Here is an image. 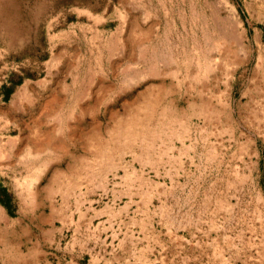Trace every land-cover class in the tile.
<instances>
[{
  "label": "rangeland",
  "instance_id": "374dc122",
  "mask_svg": "<svg viewBox=\"0 0 264 264\" xmlns=\"http://www.w3.org/2000/svg\"><path fill=\"white\" fill-rule=\"evenodd\" d=\"M2 2L1 201L95 211L112 264H264V0Z\"/></svg>",
  "mask_w": 264,
  "mask_h": 264
},
{
  "label": "crops",
  "instance_id": "0c3cea01",
  "mask_svg": "<svg viewBox=\"0 0 264 264\" xmlns=\"http://www.w3.org/2000/svg\"><path fill=\"white\" fill-rule=\"evenodd\" d=\"M32 196L30 210L15 199L13 208L0 199V264H112L102 234L99 245L95 211L90 215L76 205L42 208L37 192Z\"/></svg>",
  "mask_w": 264,
  "mask_h": 264
},
{
  "label": "bare ground",
  "instance_id": "6f19581e",
  "mask_svg": "<svg viewBox=\"0 0 264 264\" xmlns=\"http://www.w3.org/2000/svg\"><path fill=\"white\" fill-rule=\"evenodd\" d=\"M6 4L0 1V38H6L10 42L16 41L20 37L21 30L16 23V19L6 15ZM47 106V105H46ZM83 108V106H81Z\"/></svg>",
  "mask_w": 264,
  "mask_h": 264
}]
</instances>
